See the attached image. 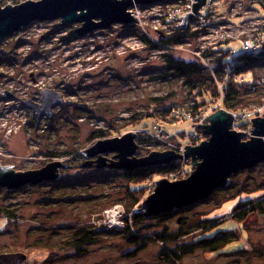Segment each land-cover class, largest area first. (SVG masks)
I'll return each instance as SVG.
<instances>
[{
    "label": "rangeland",
    "instance_id": "rangeland-1",
    "mask_svg": "<svg viewBox=\"0 0 264 264\" xmlns=\"http://www.w3.org/2000/svg\"><path fill=\"white\" fill-rule=\"evenodd\" d=\"M192 1L133 3L127 10L131 23L84 35L75 32L82 23L34 21L0 41V166L25 172L53 161L64 165L55 180L0 187V255L24 257L18 264H264V161L233 172L206 198L142 220L134 226L141 235L137 245L119 232L124 219L132 225L133 210L154 192L155 181L183 180L195 170L184 145L209 140L199 123L209 124L208 116L221 109L233 115L231 130L245 133L243 142L255 137L251 119L264 116V57L257 55L263 50L264 0H205L197 14ZM240 57L262 61L236 74ZM170 59L195 63L217 83L219 98L195 111L198 97L188 94L185 79L169 70ZM228 80L248 82L250 93L260 90V102L239 112L223 108L222 85ZM45 90L60 102L36 119L25 102L40 104ZM132 131L133 156L173 151L183 156L148 167L174 163L175 169L132 184L125 173L135 170L98 168L96 162L82 166L97 158L81 151ZM97 133L106 136L95 139ZM113 155L102 156L113 160ZM129 189H137L133 195L138 198L131 210L126 208L133 200ZM248 198L251 203L234 212ZM95 225L115 231L94 230ZM200 227L211 229L206 235L230 241L217 252L196 249L193 238L202 236ZM82 229L93 230L95 242L76 248ZM179 232L186 235L165 247L149 237Z\"/></svg>",
    "mask_w": 264,
    "mask_h": 264
},
{
    "label": "water",
    "instance_id": "water-1",
    "mask_svg": "<svg viewBox=\"0 0 264 264\" xmlns=\"http://www.w3.org/2000/svg\"><path fill=\"white\" fill-rule=\"evenodd\" d=\"M163 0H27L17 5L0 6V40L4 36L18 31L22 26L33 21L54 20L62 18L57 25L68 23H82L75 32L79 35L91 33L95 29L107 28L113 23H131L133 19L127 11L135 4H151ZM205 0L192 1V10L204 4ZM98 19V22L94 20ZM258 57H264V42ZM1 91V90H0ZM42 109L29 101L25 107L34 112V117L39 119L44 112L54 104L60 102L58 96L51 91L42 92ZM233 115L221 109L208 116L209 124H198L202 133L210 135L208 141L191 147L184 145L185 157H191V164H196L194 171L188 178L168 182L162 178L154 182V192L149 195L139 209L145 217L157 216L170 210L180 208L193 202L208 197L213 189L225 186L233 172L249 168L264 161V116L251 119L253 128L247 141L241 142L243 132L231 130ZM134 131L124 134L121 138L98 140L88 149L81 151L86 158L96 157L95 161H85L82 166L96 162V167L105 166L134 171L150 165L167 163L178 155L173 151H152L146 157L137 158L134 155L137 145L134 142ZM114 153L113 160L106 159L103 154ZM196 158L201 162L196 163ZM108 160V162H107ZM115 160V161H114ZM13 166V165H12ZM64 166L60 161L47 163L40 169L15 172L11 166H0V187L17 189L30 183L40 184L44 181L57 179V168ZM24 259L18 255H0V264H18Z\"/></svg>",
    "mask_w": 264,
    "mask_h": 264
},
{
    "label": "trees",
    "instance_id": "trees-1",
    "mask_svg": "<svg viewBox=\"0 0 264 264\" xmlns=\"http://www.w3.org/2000/svg\"><path fill=\"white\" fill-rule=\"evenodd\" d=\"M241 64H239L237 67L233 69L234 73H242L243 70L247 65L254 64L256 62L262 61L261 59L256 58H249V57H240L239 58ZM169 63V64H168ZM168 67H170L169 70H171L175 75L181 76L185 79V86H187L188 94H192L195 92V97L200 98L197 102V98L195 99L196 105L194 106V110L196 111L198 107L204 106L206 103H211L214 100L218 99L220 96V91L217 88V83H214L211 78L208 77V74L202 72V70L195 64V63H189V62H182V61H176L174 59L168 60ZM222 67L223 65H219V67L215 68V74L218 77L222 73ZM248 82L242 81V82H230L228 80L225 84L222 85V107L226 110L233 111V112H239L242 111L248 107H250L252 104L258 103L261 100L262 94L260 90H256L253 93H250L248 91ZM180 108V107H179ZM192 109V108H191ZM169 111L166 110V112ZM126 131V130H124ZM105 137V133H97L94 138L101 139V137ZM92 138V140L94 139ZM175 164H167V165H160V166H152L147 167L143 169L135 170L132 173H125L127 176L131 177L133 179L130 181L132 184H138L142 182L144 179L147 178L150 179L153 176H156L158 174H168L172 172L175 169ZM137 189H129L128 192L126 191V194L129 198H132V202L130 205H128L126 208L127 210H131L133 208V204L136 205L138 202V198H136L133 195V192H136ZM139 193V192H138ZM217 193V192H214ZM138 195H141L140 193ZM137 195V196H138ZM235 197H238L236 195ZM234 199L232 198H226L223 200V203H226L228 201H231ZM251 203V198H248L246 201H240L237 203L234 207V212L239 211L242 206H246ZM242 210H240L241 212ZM159 216H164L163 214H160ZM149 217L143 216L142 212H134L133 214V223L132 227H127L121 232V235L123 238H125L128 242L134 243L137 245V243L140 241V234L136 227L137 224H139L142 220L147 219ZM154 219L156 217H153ZM236 219V218H235ZM215 223L213 221V228H215ZM202 230L204 229V232L201 237L193 238L194 246L196 249L198 248H204L206 251L211 252H217L219 249L223 248L228 241L227 237H215V233L212 235H206V233L210 232L211 229L205 227H200ZM95 230V229H94ZM79 240L81 244H77L76 248H78L80 245L84 244H90L95 242L93 240V236L95 235L94 231L91 229L81 230L78 233ZM186 233H176L174 235H167L165 233L157 234V235H151L149 236L152 241H158L163 245L164 247L168 243H174L179 240H181L182 236H185ZM206 235V236H205ZM209 236V237H208ZM170 258L177 259L178 256L174 252H170ZM169 261L171 259L168 258V256H165Z\"/></svg>",
    "mask_w": 264,
    "mask_h": 264
},
{
    "label": "bare ground",
    "instance_id": "bare-ground-1",
    "mask_svg": "<svg viewBox=\"0 0 264 264\" xmlns=\"http://www.w3.org/2000/svg\"><path fill=\"white\" fill-rule=\"evenodd\" d=\"M163 1H165V0H163ZM167 2H169L170 0H166ZM172 1V0H171ZM0 6L3 8V7H5V6H2L1 4H0ZM34 22V21H33ZM32 23V22H31ZM25 26H27V25H25ZM25 26H22L19 30H21V29H23ZM18 30V31H19ZM18 31H15V32H12L11 34H9V35H7V36H4L3 38H1V40H3L4 38H6V37H12L13 35H14V33H16V32H18ZM0 40V41H1ZM37 106H38V108L39 109H42V101H41V103L40 104H37ZM114 213V212H113ZM112 213V214H113ZM124 214H126V211H124L123 212ZM124 218H125V215H124ZM122 227V226H121ZM127 227H132V225H129L128 223H127V219H124V222H123V228L125 229V228H127ZM93 229H101V230H106V231H115L114 229H106L105 227H102V226H93Z\"/></svg>",
    "mask_w": 264,
    "mask_h": 264
},
{
    "label": "built area",
    "instance_id": "built-area-1",
    "mask_svg": "<svg viewBox=\"0 0 264 264\" xmlns=\"http://www.w3.org/2000/svg\"><path fill=\"white\" fill-rule=\"evenodd\" d=\"M101 222H100V225H102ZM109 222H113V224H114L113 226H116L118 228L121 227V224H115V223H117L116 221H109Z\"/></svg>",
    "mask_w": 264,
    "mask_h": 264
}]
</instances>
